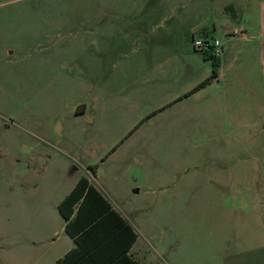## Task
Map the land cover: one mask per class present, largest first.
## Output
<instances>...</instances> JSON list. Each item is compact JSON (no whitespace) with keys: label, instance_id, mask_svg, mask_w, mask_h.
Here are the masks:
<instances>
[{"label":"rangeland","instance_id":"obj_1","mask_svg":"<svg viewBox=\"0 0 264 264\" xmlns=\"http://www.w3.org/2000/svg\"><path fill=\"white\" fill-rule=\"evenodd\" d=\"M240 2L188 0L205 11L185 17L168 0L149 19L143 0H0V264H53L24 180L83 175L144 208L153 264H264V73L223 28ZM206 37L229 46L220 80Z\"/></svg>","mask_w":264,"mask_h":264},{"label":"crops","instance_id":"obj_2","mask_svg":"<svg viewBox=\"0 0 264 264\" xmlns=\"http://www.w3.org/2000/svg\"><path fill=\"white\" fill-rule=\"evenodd\" d=\"M178 7L181 11L180 13L185 16H191L193 14H197L199 11L204 14V9L197 6V8H188V0H169ZM168 2V0H143V8H133L132 12L138 14L143 13L149 19L154 15L157 16L161 14L162 7ZM199 4V3H198ZM201 3L200 5H202ZM241 7L239 9L240 20L236 23H227L223 25V28L227 30L229 38L227 40V44L230 42V45L234 43L235 39L241 42L245 46V49L240 50L249 57V60H257L259 59L261 62V71L264 73V0H241ZM173 9V8H172ZM127 10L125 9H117L118 13H125ZM160 12V13H159ZM159 16V15H158ZM157 16V17H158ZM145 27L139 25L135 28L137 34L135 36V40L140 41L142 39L140 33L143 32ZM146 34V33H145ZM174 34L172 28L166 34L161 35L160 40L164 44H171L172 40H177L174 38ZM151 38V37H150ZM222 45V55L220 56L221 65H223V58L226 54V51L229 49V46ZM258 45L260 48V56L256 59H253L254 56L250 59L253 54V50L251 47ZM238 52V51H237ZM220 65V66H221ZM232 66V64L228 65V69ZM225 71L219 72V76L216 79H221L225 76ZM95 172V169L91 167ZM37 171H39L37 169ZM39 174V172H35L34 175ZM72 176V175H70ZM97 176V175H96ZM95 177V175H94ZM81 178H86L90 185L94 186L97 191L104 197V199L111 205V208L118 214H111L109 216V221L114 222L115 224H120L121 220L124 221L126 225H128L131 229L126 230L125 234H123V243L126 244L127 241L132 237V233L135 234V240L130 245V248L127 251V254L137 261L139 264H146L145 262H149L148 264H153L154 261L150 260L151 251L146 250L144 246L139 244L140 235H142L143 239L152 247L155 248L152 244V239H154L155 234L151 233L150 228L145 224L144 221H141L139 214L144 208L132 209L128 208L125 204L122 203L121 199L118 195H116L112 191H108L105 193L104 190L99 188L94 184V181L87 176L78 177L71 185L62 186L61 180L55 182V184L50 185L49 189H45V186L39 184V181L33 182V179L26 178L23 182V192H24V200L23 205L24 209L22 211L23 220L28 221L30 218L36 224L33 232H31L32 240H35L36 244H40L43 246H47L46 243H49L48 249L46 251L50 254L52 258L53 264H56L57 260L63 258L71 249L76 246V242L74 238L66 231L67 221L63 217L60 212L59 206L60 204L72 193L78 182ZM41 179L45 180L44 176ZM136 193L141 191V188H137L134 190ZM33 197L30 201L28 198ZM43 197V198H42ZM82 200H80L74 206V213L72 215V219L75 217L79 206L81 205ZM47 219V224L44 223V220ZM149 226H155V218L152 216L148 217ZM121 242V245H122ZM120 245V242H117L115 246ZM144 251V252H143Z\"/></svg>","mask_w":264,"mask_h":264},{"label":"trees","instance_id":"obj_3","mask_svg":"<svg viewBox=\"0 0 264 264\" xmlns=\"http://www.w3.org/2000/svg\"><path fill=\"white\" fill-rule=\"evenodd\" d=\"M203 52L212 61V74L206 80L210 82L219 76L221 59L212 50ZM80 200L81 205L72 219L74 206ZM59 209L67 221L66 231L74 238L76 246L56 264H139L127 254L135 234L132 233L126 244L122 242L123 234L131 231L130 227L122 220L118 225L109 221L111 214H118L86 178L80 179ZM117 242L120 245L116 247Z\"/></svg>","mask_w":264,"mask_h":264},{"label":"built area","instance_id":"obj_4","mask_svg":"<svg viewBox=\"0 0 264 264\" xmlns=\"http://www.w3.org/2000/svg\"><path fill=\"white\" fill-rule=\"evenodd\" d=\"M194 46L200 50H212L218 57L223 52L220 40L215 37L197 38L194 40Z\"/></svg>","mask_w":264,"mask_h":264}]
</instances>
